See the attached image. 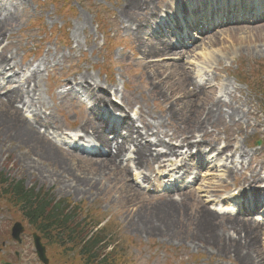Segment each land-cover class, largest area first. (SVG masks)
<instances>
[{"label": "rangeland", "instance_id": "1", "mask_svg": "<svg viewBox=\"0 0 264 264\" xmlns=\"http://www.w3.org/2000/svg\"><path fill=\"white\" fill-rule=\"evenodd\" d=\"M180 1L188 0H152L151 11L147 14L145 11L147 5L141 1L25 0L20 19L5 32L6 38L0 47L1 53L7 46L8 56L15 57V63L18 65V68L14 69L18 74L14 76L12 72L6 78L11 86L7 84L6 90L0 92V103L2 97L10 90L24 86L27 77L37 74L41 83L38 95L47 110H39L37 106V111L34 113V110H28L29 105H27L22 111L24 117L33 120L35 116L43 118L51 116L52 127L47 128L46 132L41 123L42 126L38 130H41L42 135H47L52 143L66 151L67 155L85 163L97 162L99 159L74 152L65 144H73V139L86 136L81 130L82 122L86 117L84 107L73 102L72 96L64 95L65 98H60V94H67L70 91L68 86L63 88L65 83H73L75 79L85 74L92 76V83H99L104 90H108L109 98L119 107L123 108L124 101L138 103V108L141 107L143 112L141 115L145 119L149 114L163 119L167 111L171 112L173 104L175 111L183 110L184 117L188 119L192 115L196 117L191 123L200 121L206 106L209 107L215 100L214 97L219 100L221 91L227 97L229 94H235L238 103L234 102V105H238V108L240 104L243 105L246 112L256 111L264 121L262 102L255 98L254 93L245 85L233 79L234 75L241 72L249 81L255 71L248 68L251 66L250 62H264V22L256 25L255 23L221 25L199 34L197 42L192 45L193 39L190 34L196 30V25L200 29L211 20L207 21L203 18L201 23L196 25L187 23V27L178 25L177 17L181 21L187 17L186 11L180 12L177 9ZM205 2L209 3L210 0ZM206 13L208 10L205 11ZM150 17L155 19L152 22L155 29H151V33L147 29L148 36H143L139 42H136L134 33L139 28L143 29ZM160 19L165 20L164 22L174 29H166L165 33L162 30L157 32L158 26L162 24ZM98 21L100 23L97 25ZM128 21L130 23H127ZM156 39H161L166 44L170 39L175 42L168 46L170 48L168 54L144 56V51L148 47L157 45ZM107 40H112L109 48L104 47V42ZM184 43L188 46H184ZM158 48L162 51L163 45ZM203 53L206 54L205 57ZM31 64L33 65L29 68ZM103 66L106 71L115 74V80L111 81L110 74L105 76L97 69ZM206 73L210 77L209 84L204 87H215L217 94L209 96L206 90L198 91L196 96L198 100L189 107L191 97L188 98L186 95L187 88L190 83L204 84L200 81L205 78ZM243 83L245 84L246 81L243 80ZM23 88L26 89V86ZM74 90L79 92L83 103L88 106L93 105L89 100V94L80 86L75 85ZM164 99L165 103H163ZM17 107L21 109L22 104L18 103ZM250 124L247 144L254 148L251 150L252 153L264 155V139L255 133L257 122L252 117ZM167 130L170 134L180 133V128L174 125ZM217 134L223 140L229 137L227 131H221V127L217 128ZM1 140H4L3 136ZM256 142H260L261 145L255 147ZM11 145L13 152L3 153L0 159V174H4L10 180L23 181L27 188L44 190L53 195L57 201L67 200L83 206L86 211H92L95 221L102 223L100 229L104 230V252L111 254L115 264H240L236 256L237 250L240 251L248 245L255 251L247 255L250 264H264V229L249 223L245 228L244 223L229 219L228 216L218 217L209 213L208 207L200 201L199 197L202 199V195H199L198 191H185L174 197L179 202L175 204H182L183 208L182 216L177 218L178 215H175L173 218L175 230L167 234L164 231L154 230L150 234L140 235L131 229V224L138 220V214L147 209L150 210L149 214L153 218L160 213H167L158 211L154 206L158 203L171 202L172 198L160 187H155L154 183L150 185V190H144L147 184L140 190L131 175L133 168L131 172L124 170L123 166L115 170L116 174L105 172V179L98 184L100 175L98 172L94 173L95 167H89L92 166L91 163L84 166L77 165L78 167L74 168L66 166L65 174L73 176L66 180L67 185L72 186L70 191H66L64 187L51 186L50 183L45 182L44 175L39 176V172L37 176L35 175L36 179H31L19 163L24 150H16L15 143ZM261 161H264V156L258 158L254 156L251 166L254 167ZM249 164L246 162V166ZM51 165L52 163L47 161L41 163L42 169L46 172H60L59 167ZM248 173L253 177L256 176L255 171L248 170ZM226 177L228 180L225 183L220 179L210 178L204 181L202 186L210 192L217 191L218 194L215 195H218L216 198L220 201V195L225 192L221 189L228 191L229 183L235 182V178ZM94 179L98 191L95 188L92 191L86 189L82 196L74 193L73 188H78V180ZM0 208L1 233L7 227L10 230L19 215L16 209L6 207L3 201H0ZM201 209L205 214L208 212V216L201 215ZM150 225L151 221L148 227ZM200 225L203 229L197 231ZM198 232L203 238L199 237ZM254 239L257 243L255 246H253ZM5 242L7 249L1 256L3 262L41 264L34 249L32 230L26 229L20 245L7 239ZM223 247H227L229 251L225 253ZM48 249L50 251L47 255L51 264H85L79 260L82 258L78 257L77 251L69 255L63 253L62 256V248L50 245ZM16 254L19 255L17 260Z\"/></svg>", "mask_w": 264, "mask_h": 264}, {"label": "bare ground", "instance_id": "2", "mask_svg": "<svg viewBox=\"0 0 264 264\" xmlns=\"http://www.w3.org/2000/svg\"><path fill=\"white\" fill-rule=\"evenodd\" d=\"M128 1L144 2L143 4L147 5L145 11H151L150 5L152 4V0ZM24 4L25 0H13L12 3L7 0L0 2V46L6 38L5 32L8 30V28H12V24L16 23L20 19L21 12H23V10L21 11V8L24 6ZM202 5L203 3L200 5V8H202ZM258 5L260 6V4H255L254 7ZM260 7L262 8L263 6ZM246 9V11H249L251 6H247ZM189 15L190 19L192 16H196L192 12H190ZM152 19L153 18H149L148 22H151ZM217 20L219 19L217 18ZM127 23H130V21ZM179 24L185 26L184 19L180 21ZM133 36L138 39L137 40L134 38L135 41L139 42L141 37L148 36L147 29L139 28ZM156 44V46L148 47V49L144 51V56L168 54L170 52V48H168V46L170 47L172 45L171 41L166 44L163 40L159 39ZM161 45H163V49L162 51H159L158 46ZM7 51L8 47H5L0 53V81L4 80L6 73L11 71L13 72L15 68H18V65L15 63V57L12 55L9 57V52ZM202 55L203 57L206 56L205 53ZM29 79L30 80H25L24 83L26 89L18 88L8 92L2 97V103H0V141H2L0 143V159L3 156V153L11 154L13 152L11 144L15 143L17 145L15 148L16 150H24L22 157L19 158V163L22 165V169L24 171L26 170V174H29L31 179H36L37 172H39V176L44 175L45 182L50 183L51 186L55 185L58 187H64L66 191H70L72 188V186L70 187L67 185L68 182L66 180H69L70 177H73L70 174H65V169H67L66 166L74 168L78 167L77 165L84 166L85 164L91 163L92 166L89 167H95L93 168L94 173L98 172L100 175L98 178L99 184L105 179V172L116 174L115 170L119 169V167H117L115 163H117L120 157H129L137 166H142L143 164H147L149 166L150 164L149 167L154 169V166L157 165L159 170H163L164 168L168 167L170 162L173 164L172 161L168 160L169 158L181 155L184 157V154H181L180 152L185 149V151H187L185 153L187 159L194 161L197 157L204 156V154L201 153V148L203 147V143L208 145V141H206V139L210 138L212 135V133L209 132L210 129L225 125L228 120L229 122H235V120L239 118L241 114H243V111L239 109L237 105H234V102L235 104L238 103L236 102L237 100L235 94H229V100H214L209 105V107L206 106L203 117L200 119V121L191 123L193 120L195 121L196 117L193 115L190 119L184 117L183 110L181 109L179 112L175 111L172 104L171 112L167 111L163 119L152 114H149L147 119L140 116L138 123H140L142 127H137L136 121L134 122L128 118V110H131L135 106L133 102L125 101L124 104L126 108L121 109V107H118L111 102L106 90H104L99 84L92 83V76L87 74L81 75L78 79L74 80V83L78 84L80 87L82 86V90L84 89V91L90 95L93 103L97 104L98 107L103 106L108 110L119 113L120 116L125 119V121L127 120L126 123L124 122L122 124V128L127 131V136L125 138H120L121 142H119V132L112 133L109 131L108 134H105V122L100 121L101 118L99 119V115H95L93 109L86 107V117L82 122L81 130L85 134H90V138L88 139L98 144L102 148L108 149V152L105 154L98 153L99 155L106 157L105 160L93 163H85L82 160H76L67 155L68 153L60 149L58 146H56V144L52 143L48 139L47 135H42L40 133L38 130L40 126L43 125V129H46V131L48 130L47 128L52 127L51 122L53 120L51 116L50 118L35 116L34 119L30 121L24 117L22 109L17 107L16 104L18 103L23 104V108L27 107L30 102L29 109H34L33 112L37 111V105L39 106V110H47L45 103L42 102L38 95L41 90L39 77L37 74H33ZM200 89L201 88L197 87L196 84L190 83L188 86L186 95L188 98L191 97L188 104L189 107L198 100V97L196 96ZM69 92L70 93H67L66 96H72V100L78 102V95L71 92V89ZM215 93L216 89L214 87H209L207 94L212 96ZM221 97L223 98L224 96L222 95ZM60 98H65V96L60 95ZM168 100L170 99L168 98ZM165 102L166 100L164 99L163 103ZM224 108L227 109V113H224ZM104 110L105 109L102 111ZM96 116L98 117L96 118L98 120L95 119ZM169 122L174 126H178V128H180V133L170 134L167 128L172 125L169 124ZM187 124H189V127H187ZM115 130H119V128ZM110 135L113 136L111 140ZM198 135L201 138L202 143L196 140ZM2 136L4 137V140H1ZM149 138H154L155 144L147 142ZM166 139L168 141H166ZM131 143L136 144V150L134 151L133 157L125 155L127 146H129ZM156 146L161 147L164 152L153 151ZM208 147H212V145L209 144ZM232 151L234 154L237 153V150L234 146L232 147ZM223 154L224 152H221L219 153V156ZM46 161L52 163V167H59L60 172H46V170L42 169L41 163ZM114 167H116V169ZM149 167L147 169H149ZM185 168L186 165H182L177 167L175 171H182ZM257 173L258 172H256V174ZM95 184V179L90 181L78 180V186L76 185L78 188H73L74 193L82 196L85 194L86 189L92 191L95 188L98 191V187H95ZM181 205L182 204H175L173 201L162 204L158 203L154 207H156L158 211L161 210L162 212L165 211L167 213H160L159 216L157 215L155 218H153L149 214V209L144 210L138 214V220L135 222L136 224H131V229L134 233L140 235H147V233L150 234L154 230L162 232L164 231L165 234H167L170 231L175 230L173 225L174 216L178 215L177 218H179L183 214V208ZM200 214L205 215V217L208 216V212L205 214V211L202 209L200 210ZM150 221L151 225L148 227ZM246 226L248 227V224H246ZM199 228L196 230L201 231V229H203L201 225ZM198 234L199 237L203 238L201 233L198 232ZM255 239L253 241V246H255L256 243ZM222 250H224L225 253L229 251L227 247H223ZM251 253H255V251L249 245L246 248H241L240 251L237 250L236 256L238 257L240 264H250V258L247 257V255H251Z\"/></svg>", "mask_w": 264, "mask_h": 264}, {"label": "trees", "instance_id": "3", "mask_svg": "<svg viewBox=\"0 0 264 264\" xmlns=\"http://www.w3.org/2000/svg\"><path fill=\"white\" fill-rule=\"evenodd\" d=\"M0 187L5 203L21 212L22 219L46 243L62 248V256L77 251L85 264H114L111 254L104 252V230L98 228L100 223L92 211L67 200L57 201L44 190L27 189L23 182L10 181L3 175Z\"/></svg>", "mask_w": 264, "mask_h": 264}, {"label": "water", "instance_id": "4", "mask_svg": "<svg viewBox=\"0 0 264 264\" xmlns=\"http://www.w3.org/2000/svg\"><path fill=\"white\" fill-rule=\"evenodd\" d=\"M24 229L21 224H16L13 228V239L21 243L20 235L23 233ZM35 248L39 259L47 264L48 260L46 258V249L41 243V239L37 235H33Z\"/></svg>", "mask_w": 264, "mask_h": 264}, {"label": "flooded vegetation", "instance_id": "5", "mask_svg": "<svg viewBox=\"0 0 264 264\" xmlns=\"http://www.w3.org/2000/svg\"><path fill=\"white\" fill-rule=\"evenodd\" d=\"M16 256L18 257L19 255H18V254H16Z\"/></svg>", "mask_w": 264, "mask_h": 264}]
</instances>
